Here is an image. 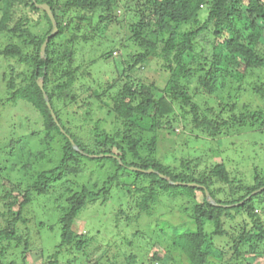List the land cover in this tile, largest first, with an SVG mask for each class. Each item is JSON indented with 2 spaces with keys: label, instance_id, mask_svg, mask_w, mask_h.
<instances>
[{
  "label": "trees",
  "instance_id": "trees-1",
  "mask_svg": "<svg viewBox=\"0 0 264 264\" xmlns=\"http://www.w3.org/2000/svg\"><path fill=\"white\" fill-rule=\"evenodd\" d=\"M20 3L27 11L42 13L46 21L42 35H33L23 26L28 22V16L23 13L8 27L13 16L12 6ZM41 3L49 5L57 24V32L46 43L44 56L40 49L51 32L52 23L36 5ZM118 8L124 14L132 12L130 17H122L123 37L118 42H110L113 47L107 52L89 59L88 44L100 38L101 32L111 24H120ZM96 14L98 21L91 25ZM5 31L16 34L21 44L14 42L0 47V149L5 151L38 135L41 132L36 129L38 122L42 123L46 136L51 139L58 136L64 143L60 164L41 171L36 180L9 187L0 181V264H16L14 260L5 261L13 248L22 246L24 252L34 248L35 233L28 229L26 216L34 196L45 194L54 180L76 171L84 160L107 159L116 171L102 181L99 190L84 185L67 196L65 206L57 208V218L47 228L52 232L58 228L57 242L52 251L46 253L43 249L41 264H84L80 258L89 254L88 241L92 237L88 233H76L73 224L88 203L93 204L101 197L102 206L105 205L112 187L119 183L120 171L132 172L135 178L148 181L136 203L139 212L135 218L143 213L151 215L150 205L156 203L161 193L185 198L183 207L190 211L194 226L166 236L190 264H213L227 252L230 257L223 264H264V80H247L252 70L264 69V0H65L63 3L3 0L0 34ZM26 46L32 51H26ZM115 50L121 51V55L113 56ZM111 58L120 60L119 66L112 64L106 68L111 79L94 78L91 66ZM153 60L159 63L165 87H170V91L164 87L167 92L158 101H154L152 89L156 82L134 84L130 81L144 63ZM196 74L199 77L194 91L198 94L212 97L223 90H233L234 95L229 94L225 101L220 99L219 109L201 107L194 93L186 91L182 84ZM122 78L127 81L123 83ZM39 79L43 88L38 85ZM76 89L86 94L83 105L99 101L121 127L111 133L99 130L95 124L87 128L83 137L84 130L69 125L67 120V105L76 99ZM43 92L48 96L56 120ZM176 103L180 104L183 117H191L195 129L213 139L223 134L240 135L251 144L244 142L246 149H242L239 143L237 146L241 148L235 151L240 156L232 157L229 167L216 162L208 173L195 174L191 161L185 159L178 166L164 165L149 154L155 136L147 144V152L142 154L139 146L143 136L136 129L155 132L161 123L170 129L173 119L169 115L175 111ZM100 154L103 156H91ZM5 166H0V175L8 171ZM206 191L216 205L208 201ZM233 222L236 226L227 225ZM21 225L25 231L20 234ZM208 225L212 230L206 229ZM216 239L224 240V245L214 246ZM163 256L164 252L155 251L150 264H162ZM96 260L93 264L100 263ZM126 261L134 264L135 258L130 254ZM21 262L26 264L25 255Z\"/></svg>",
  "mask_w": 264,
  "mask_h": 264
},
{
  "label": "rangeland",
  "instance_id": "rangeland-1",
  "mask_svg": "<svg viewBox=\"0 0 264 264\" xmlns=\"http://www.w3.org/2000/svg\"><path fill=\"white\" fill-rule=\"evenodd\" d=\"M59 1L63 3L65 0ZM2 7L3 0H0V17L2 15ZM12 10L13 16L8 27L11 28L13 23L18 21L23 13V16H28V22L24 23L23 26L27 27L33 35L40 36L46 30V21L42 13L27 11L28 9L23 7L21 3L16 7L12 6ZM116 14L119 22L121 21L120 24H111L105 32H101L100 38L88 44L89 59L99 57L101 53L107 52L113 47L110 42H118L123 37L125 23L121 24L124 22L122 17L123 15H126V18L130 17L132 12L124 14L123 9L118 8L116 9ZM80 15L82 13H79ZM97 17L98 14L92 17L91 25L96 24L98 21ZM87 22L85 27L89 24ZM184 28H187V26ZM86 31L88 32L89 28H86ZM20 41L21 39L16 34L7 31L0 34V47L14 42L21 44ZM94 47L97 48L96 51L93 50ZM27 50L30 52L32 48L26 46ZM120 55L121 51L119 50H115L113 53V56ZM80 58H85V56H80ZM85 59L87 60V58ZM78 62L82 61L78 60ZM9 63L10 66H14L13 61H9ZM112 64L119 66L120 60L111 58L108 62L102 60L92 65L91 69L95 73L94 78H101L100 80L102 78L103 80L111 79L112 76L106 68ZM158 66L157 60H153L151 63L146 62L142 67L139 66L140 71L130 80L134 84H139L138 82L140 81L148 84L152 81L156 82V86L152 88L154 101H158L167 92L164 89L166 86L165 81L161 78ZM251 72L250 74L248 73L249 75L247 74V80H264V69L260 70V72L258 70H252ZM198 77L199 74L192 76L190 80L186 78L185 81H182V84L185 86L186 91L194 93V99L200 103L201 107L205 105L219 109L220 99L224 98L223 101H225L229 94L234 95L233 90H223L218 96L212 97L201 95L202 93L198 94L194 91ZM125 81L127 80H122L123 83ZM165 88L170 89L168 86ZM75 93L76 99L67 105L69 109L67 111V120L69 125L75 126L76 129L81 128L84 130L82 131L83 137L87 133V128L95 124H97L99 130L111 133L117 127H121L122 124H119L117 120L107 113L105 105H102L99 101H94L89 106L83 105L82 101L85 100L83 97L86 94H83L80 89H76ZM174 108L173 114L169 115L173 119L170 129L163 123H161L160 129L155 132L136 129L139 132V136H143L142 145L139 146L141 153L147 152V144L155 136L153 150L149 154L157 157L159 161L170 168L178 166L183 159L191 161L192 170L195 174L204 171L208 173L210 166L216 162H223L229 167L232 157L240 156L235 151L236 148H241H238L237 145L241 143L242 149H246V146L242 144L244 142L251 144L250 141H245L242 136L234 134V136L223 134L222 137L213 139L207 133L195 129L190 119L191 117H183L181 114L183 110L180 104L177 105L176 103ZM83 119H86V122ZM42 127V123L38 122L36 129H40L39 131L41 132L29 140L25 139L18 144L15 143L18 147L16 145L12 148L9 146L10 148L5 151L0 149V166L6 165L5 168L8 170L5 174L0 175V181L3 180L5 186L9 187L10 184L14 185L19 182L22 185H26L36 180L41 171L52 169L60 164L62 157L61 146L64 142L58 136L55 139L46 136L44 131H42ZM128 159L130 160L131 157L128 156ZM106 161L90 162L84 160L79 164L76 171L54 180L45 194L34 196L31 205L26 209L28 210L26 216L29 218L27 227H29L30 232L35 233L34 238L36 240L32 239L34 248L32 247L33 249L30 248L29 251L25 252L22 246L21 248H13L12 251L10 250L7 253L5 261L14 260L16 264H21V258L25 255L26 264H41L43 262V249L46 250V253L47 251L50 252L54 247V243L57 242L58 228L56 227L54 232L47 229L57 218V208L59 205L65 206L67 196L76 190H81L84 185L96 191L99 190L102 181L114 175L116 171L115 165ZM259 165L261 164L259 163ZM118 177L119 183L112 187L111 194L109 193L105 200V205L102 206L101 197L97 198L93 204L88 203L87 208L81 211L73 224V230L76 233H88L92 237L88 241L89 254L80 258V260L84 264H93L96 258L100 262L98 264H127L126 259L131 254L135 258L134 264H150L151 259L153 260V253L157 251L158 253L164 252L162 264H190L180 249L173 246L169 237L166 236V233L182 231L186 227L194 226L190 211L188 209L185 210V207H183L186 205L185 198H174L167 193H161L156 203L150 205L151 215L143 213L139 218H135L139 212L136 203L144 194V187L148 185V181L140 177L135 178L134 173L127 171L118 172ZM138 189L140 191H137ZM197 194L200 195V192H197ZM111 195L112 197H110ZM197 199L201 200L200 197ZM14 210L16 211L17 207ZM258 212H260V209ZM227 225L236 226L234 222ZM210 226L208 225L206 228L208 231L212 230ZM24 231L25 227L21 225L19 227L20 234ZM37 239L41 240L38 241ZM224 243V240L216 239L214 246L222 247ZM21 249H23L22 252H20ZM80 255H77V257L75 255V257L79 259ZM69 257L72 258L71 256ZM229 257L230 252H227L219 260L216 259L213 264H223ZM250 262L252 263L253 260Z\"/></svg>",
  "mask_w": 264,
  "mask_h": 264
},
{
  "label": "water",
  "instance_id": "water-1",
  "mask_svg": "<svg viewBox=\"0 0 264 264\" xmlns=\"http://www.w3.org/2000/svg\"><path fill=\"white\" fill-rule=\"evenodd\" d=\"M39 8H41L43 11L46 12V14L48 15V17L50 18L51 20V23H52V29H51V32L49 33V35L46 37L45 41L43 42V44L41 45V56H44V53H45V47H46V43L49 39L50 36H52L53 34H55L57 32V24H56V21H55V18H54V15L51 11V8L49 7V5H47L46 3H41V4H36ZM38 85L40 86V88H43V83L41 81V79L38 80ZM43 95H44V98H45V101L47 103V106L48 108L50 109V112H51V115L52 117L55 119V115L52 111V108H51V105L49 103V99H48V96L46 95L45 92H43ZM56 120V119H55ZM73 144V142H72ZM73 147L78 149L76 147L75 144H73ZM92 157H101L103 156V154H100V155H91ZM130 169H134V170H140V171H143V172H152L153 169H139V168H136V167H130ZM163 177L167 178L165 175H162ZM170 183H174V184H189V185H195V186H199L198 184L196 183H182V182H172L170 181ZM205 195H206V198L208 199V201H210L212 204H217L213 198L209 195V193L206 191L205 192Z\"/></svg>",
  "mask_w": 264,
  "mask_h": 264
}]
</instances>
